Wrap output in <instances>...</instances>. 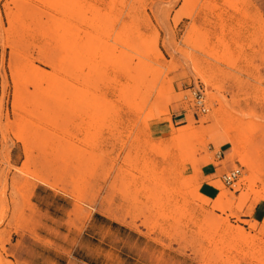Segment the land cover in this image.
Wrapping results in <instances>:
<instances>
[{
	"label": "rangeland",
	"instance_id": "374dc122",
	"mask_svg": "<svg viewBox=\"0 0 264 264\" xmlns=\"http://www.w3.org/2000/svg\"><path fill=\"white\" fill-rule=\"evenodd\" d=\"M262 62L264 0H0V264H264Z\"/></svg>",
	"mask_w": 264,
	"mask_h": 264
},
{
	"label": "crops",
	"instance_id": "0c3cea01",
	"mask_svg": "<svg viewBox=\"0 0 264 264\" xmlns=\"http://www.w3.org/2000/svg\"><path fill=\"white\" fill-rule=\"evenodd\" d=\"M178 112H173V115H177ZM182 120V119H181ZM175 122H177V120H175ZM218 173L217 167L215 165L212 164L209 172L207 173L208 175H215ZM214 176V177H215ZM209 181H211V178L208 179ZM208 182V181H207ZM207 182H203L207 183ZM7 184H10V179L7 180ZM39 186H36L35 190H37ZM8 191L6 192V196L8 195ZM247 220H255L257 227H259L262 231H264V204H256L255 207L252 210V213L250 216H248V218H246ZM2 239H3V246L9 251H14L16 249V247L14 246L16 244V241L13 242L12 240V234L8 233V232H2ZM1 246L2 243L0 241V251H1ZM7 259L9 260H13L11 257H8Z\"/></svg>",
	"mask_w": 264,
	"mask_h": 264
},
{
	"label": "built area",
	"instance_id": "2783aa9c",
	"mask_svg": "<svg viewBox=\"0 0 264 264\" xmlns=\"http://www.w3.org/2000/svg\"><path fill=\"white\" fill-rule=\"evenodd\" d=\"M260 78H261V83L264 84V62H262V66L260 69ZM194 95V106L197 108V110L199 112H204L206 111V107H205V103H204V97H203V93L200 90H194V92H192ZM240 175V169L239 168H235V169H231L228 170L227 172H225L224 174H222V180L225 184L231 186L233 185L236 180L238 179Z\"/></svg>",
	"mask_w": 264,
	"mask_h": 264
},
{
	"label": "bare ground",
	"instance_id": "6f19581e",
	"mask_svg": "<svg viewBox=\"0 0 264 264\" xmlns=\"http://www.w3.org/2000/svg\"><path fill=\"white\" fill-rule=\"evenodd\" d=\"M253 127V126H252Z\"/></svg>",
	"mask_w": 264,
	"mask_h": 264
}]
</instances>
